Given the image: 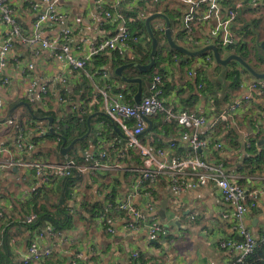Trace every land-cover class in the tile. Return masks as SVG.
<instances>
[{
	"label": "built area",
	"instance_id": "built-area-1",
	"mask_svg": "<svg viewBox=\"0 0 264 264\" xmlns=\"http://www.w3.org/2000/svg\"><path fill=\"white\" fill-rule=\"evenodd\" d=\"M46 4L44 12L34 23L31 36L23 35L20 22L15 17V9L8 0H0V21L10 27L0 45V80L2 85L10 83L7 68L10 63L11 53L14 51L16 40L25 41L34 49V55H39L41 48L49 49L53 56L66 62L72 69L84 70L92 63L94 58L105 52H117L122 57L127 56L128 49L135 48L136 44H143L144 37L138 31H132L125 17L120 13H114L105 6L106 0H96L101 17H105L111 23L123 22L124 26L108 36L90 41L88 44L73 47V30L70 27L62 29L54 38L44 37L43 28L62 20L66 14L58 9L61 0H41ZM160 2L161 0H154ZM115 5H120L122 0H112ZM182 13L183 30L185 39L196 45L218 44L222 47L236 48L241 42L240 18L248 7H256L264 0H173ZM34 7L40 5L39 0H33ZM131 11H137L138 5L133 3ZM143 12L137 13L142 14ZM146 19L147 14L141 15ZM155 29L166 31L165 21L155 23ZM213 53L204 58L207 65L213 61ZM28 69H34L30 63ZM194 74L193 71L189 72ZM97 75L103 77L105 83L99 88L102 96L107 120H102L107 125L97 128V144L93 143V150L87 156V162L74 158H66L63 162H51L27 156V153L35 150L34 140H26L22 130L15 139L16 149H11L5 141L0 142V172L15 168H27L34 172L42 185H47L62 178H70L74 173L83 175L100 172H115L116 177L123 171L128 175V187L124 195H116L115 192L107 194V201L94 214V220L103 229L115 233L112 225L115 217H121L124 228L129 232L146 230L148 239L157 241L165 233V226L155 209L153 196L160 180L166 181L169 188L178 193L215 185L225 202L231 203L232 209L227 210L225 217L231 219L230 237L220 240V247L233 254L231 264H245L246 258L252 254L258 244V239L252 229L246 224V214L249 209L257 206L264 196V185L252 191L247 190L242 179L264 183V173L261 175H241L227 168L223 160L209 161L205 158L206 152L213 150L222 152L224 142L216 137L219 126L235 129L242 135V142L246 149L255 146L258 151L263 149L258 142L261 132L258 123L253 129L246 131L241 128L242 112L253 101L255 95L264 92V78L244 80L240 84L241 94L232 102L223 106L219 112L206 115L183 107L166 108L167 101L164 96V76L154 74L149 82L148 93L142 94L139 103L131 101L124 88L112 92L114 84L110 78V72L106 68L97 70ZM65 82V79H63ZM202 84L198 85L201 88ZM35 94V95H34ZM48 94V85L37 80H31L25 96L29 99L41 100ZM60 101H65L61 89L58 91ZM73 109L83 120L86 111L74 102ZM161 113L165 114L167 123L176 122L181 131L177 138L165 139L161 145L155 139H145L143 134L149 127L152 117ZM6 114L3 98L0 96V120ZM10 124L14 120H9ZM116 127L121 133L109 137L112 129ZM35 138H45L50 132L49 124L39 123L35 126ZM109 132L108 138L106 137ZM160 136L157 142H162ZM179 143L185 146V150H179ZM95 145V146H94ZM204 151H206L204 153ZM139 157V162L138 158ZM120 182V181H119ZM79 183L70 186L71 196L75 198ZM115 189V188H114ZM37 192V193H36ZM35 192V195L39 193ZM34 195V196H35ZM142 198L141 205L134 199ZM4 213L0 208V218ZM37 214L32 212L24 217L27 223H32ZM66 231H58L53 225H48L39 233L40 238L48 237L51 240L60 239L64 243L67 238ZM264 233V230H263ZM238 235L242 240L235 238ZM13 242H16L13 240ZM1 245V241H0ZM54 248L43 245L38 237L29 240L22 257V264H48ZM140 257L139 251L133 252V258Z\"/></svg>",
	"mask_w": 264,
	"mask_h": 264
},
{
	"label": "crops",
	"instance_id": "crops-1",
	"mask_svg": "<svg viewBox=\"0 0 264 264\" xmlns=\"http://www.w3.org/2000/svg\"><path fill=\"white\" fill-rule=\"evenodd\" d=\"M32 1L8 0L15 9V17L22 25L23 35L26 37L31 36L35 21L46 8V4L41 0H39L40 5L38 7H34ZM111 1L106 0L105 6L114 13L123 15L127 25L134 19L133 17L142 18L141 15H148L151 11L148 4L149 0H122L120 5H115ZM165 2L166 0L160 1L158 11L163 12ZM133 3L138 5L137 11L130 10ZM168 8L173 10L175 4L171 5L169 3ZM58 9L66 16L62 20H58L57 24L45 25L43 35L44 37L54 38L62 29L70 27L73 30L74 49H76V45L84 46L90 41L116 33L124 26L123 22L111 23L105 17H101L96 0H61ZM140 12L143 13L137 14ZM9 30L10 27L0 21V44ZM142 35L144 37L143 44L146 45L147 39L143 33ZM135 50L136 48L128 49L126 57L133 58ZM233 53L231 52V54ZM34 54V49L28 43L21 40L15 41L14 51L10 55L11 59L7 68L10 83L2 85L0 80V96L3 98L6 111L10 108L11 112H15V115L11 118H5L4 115L0 120V142L5 141L11 149L15 150V139L19 135V131L22 130L26 140L31 139L36 143L35 150L27 153V156L51 162H63V160L59 161L57 159L54 147H52L54 139L51 140L48 136L42 139L35 138V126L39 123L48 124V119L45 117L49 115L35 117V119L29 118L23 108V106H27L25 103L28 104L27 107L31 112L36 109L42 112L50 111L55 114L57 120L66 115L69 107L73 109L72 102L83 108L86 114L105 112L103 100H101V103H97L99 88L105 83L103 77L97 75V70L101 68L109 70L110 78L114 84L112 92L124 88L125 85L119 79L112 77L111 71L116 68L114 63L118 60L111 57L112 53L110 52L97 55L84 70L72 69L66 62L54 57L49 49L41 48L39 55L35 56ZM221 55L224 58L223 52ZM165 56L168 60L162 62L161 67L166 69L168 80L173 79L177 84L176 88L170 91L171 94L165 96V100L181 108L184 104L181 102L179 89L185 86V79L180 80V76L177 74L171 76L176 72L181 73L182 70L174 61L170 60L167 51ZM204 58L205 55L194 58L189 67H184L185 70L189 69L188 74L193 71L194 74H190V76L192 79L194 78V81L197 74L204 77L206 73H209L207 69L212 61L205 65ZM30 63L34 64L32 70L27 68ZM222 78V75H219L218 80H222ZM63 79H65V82ZM251 79L253 78H245L244 80ZM31 80H37L48 85V94L43 95L41 100L29 99L25 96ZM59 89L63 92L65 101H60L58 97ZM125 90H127V92L125 91L127 95L131 92L128 86L125 87ZM219 91L222 96L225 95V90L220 88ZM196 93L198 94V101L193 105L194 110L206 115L214 114L213 98H207L198 91ZM231 94L232 96L222 103V107L237 98L241 91L237 89ZM21 102L25 103L20 104ZM30 104L34 105L33 108ZM241 114L242 129L250 131L253 129L254 124H259L261 129L259 140L264 147V92L255 95L253 101ZM21 116L23 117V125L19 124ZM11 119L14 120L13 124L9 123ZM160 119L156 117L150 120V129L157 126ZM102 120L106 119L95 122L94 130L103 126L107 128ZM160 127L158 129L162 132ZM180 131V127L174 126L171 128L170 126L160 136L164 135V139L177 138ZM108 134L107 131V138ZM216 137L223 140L224 150L222 152L204 151V153L206 152L205 158L209 161L223 160L232 172L249 175L245 160L249 153L243 145L242 135L235 129L231 130L219 126ZM183 146L182 143H179L181 152L185 150V146ZM45 148L52 151L45 154L42 152ZM93 148V143H91L90 147L85 152L81 151L80 154L85 158L86 155L89 156ZM263 173L264 170L255 172L253 175L257 176ZM116 176L115 172L83 175L78 193L73 198L74 206L72 207L75 220L72 229L65 232L67 240L61 244L60 239L40 238V232L31 235L32 232L27 231L24 238H13L16 242L11 241L16 263L20 264L22 262L23 254L27 248L26 237H29V239L38 237L43 245H51L54 248L48 264H231L233 254L221 248L219 242L223 238L230 237L232 233L231 219L224 215L227 210L233 208V205L224 201L215 185L209 184L205 187L178 193L172 191L166 181L160 180L153 196V202H155V209L160 220L163 221L160 210L162 209V202L167 201L166 219L170 225V232L166 235L165 241L163 240L164 233L157 240L158 243L155 244L148 239L147 232L144 229L136 233L127 231L121 217L113 218L112 225L115 227L116 232L110 233L107 229L99 226L94 220V214L91 218L86 216L83 208L84 204L87 207H91L95 201L102 204L108 200L107 194L109 192L113 193L117 189H119V193L116 195L126 193L129 183H127L128 175L121 171L119 173L120 182ZM241 183L249 191L261 188L264 185L258 179L255 181L242 179ZM60 189V179L51 184L42 185L34 172L27 168H17V170L13 168L0 172V208L4 213L3 217L0 218V236L10 223L26 218L27 215L32 213L35 204L39 208L46 206L54 211L60 199ZM36 191L39 192L37 196L44 192L46 194V191H49L48 193L56 196V199L53 201L47 198L44 200L37 198ZM34 198H37L39 202L34 201ZM134 201L141 205L144 200L136 197ZM245 219L254 235L259 238L264 230V196L256 207L248 210ZM134 251L140 252L138 259L133 258Z\"/></svg>",
	"mask_w": 264,
	"mask_h": 264
},
{
	"label": "trees",
	"instance_id": "trees-1",
	"mask_svg": "<svg viewBox=\"0 0 264 264\" xmlns=\"http://www.w3.org/2000/svg\"><path fill=\"white\" fill-rule=\"evenodd\" d=\"M172 2V0H166L164 4V9L163 12L169 17L170 23H171V31H172V36L174 40L178 43L181 44V41L184 43L181 44L185 46L187 49L193 50L194 48H203L207 45H196L193 42L188 41L185 39V32L183 34V31H180V24L182 23V13L179 11L178 7L175 6L173 10H170L168 8L169 3ZM159 3L160 2H155L154 0H149V5L151 7L150 14L148 13L147 16L151 15L152 13H155L159 10ZM154 6V7H153ZM153 8V9H152ZM262 10L264 9V3H261L260 5H257L256 7H248L245 12L247 11H252L255 12L256 10ZM132 21L128 23V27L133 31L137 30L138 32H142L146 39V45L144 44H136L135 45V56L131 59L128 57H122L119 55L117 52H110L112 53L111 57L116 58L118 61L114 63V67L117 68L118 65H123L126 63L130 62H137V63H142L146 64L150 62V52L152 49V42L151 38L149 36V33L147 31V26L145 24V19L140 18V17H133ZM158 21H164L163 18H155L152 20L151 25L152 28L154 29V33L156 37L158 38V47L157 51L155 54V64L153 65L152 68H150L147 71H141L139 70L136 66L134 65H129L124 69V75L129 77V78H134V77H140L143 80V92L146 94L148 93V86L149 82L152 79L154 74H162L164 76V81H165V86H164V96L170 95L171 90L176 88L177 84L174 82V80H168L167 72L166 69L161 67V63L168 60V58H164L161 56V50L162 48L166 49L168 57L170 58L171 61H174L176 65H178L180 70H183L184 72V67L185 66H190L192 63V60L194 58L200 57V56H206L208 54H211V51H206L201 54L197 55H188L184 52H181L175 48H173L169 41L167 40V37L164 32H160L157 29H155V23ZM262 20L258 18H254L250 21H247L243 23L241 28L239 29V34H241V42L236 48L232 47H222L221 45H218V48L220 52L222 53V49H229L231 52H234L248 62V47H247V41L246 37L250 32H253L254 27L252 24L257 26ZM263 41V40H262ZM261 41V42H262ZM164 42V43H162ZM261 42L256 43L255 45V51L259 55V59L264 62V55L259 53V50H264L261 47ZM193 47V49H192ZM196 49V50H199ZM105 57V56H103ZM214 60V57H213ZM233 61V60H232ZM230 62L233 64L230 69L220 72L218 68L222 64H218L214 70L216 74H221V73H226L228 74V83L227 85H223L220 81V79L215 81V83L207 77V75H204V77H200L199 74H197L196 79L194 81V78L191 79L190 81H186L185 86L181 87L179 89L180 93V99L181 102L184 104L182 106L183 108H187L190 110H194V104L198 101V94L196 91L199 93H202L205 95L207 98L212 97L213 98V106L215 107V112H219L222 108V103L225 100H228L230 96H232L231 93H233L235 90L240 88V84L244 81L246 75H251V78H256L254 77L248 69H246L241 63L237 64L235 62ZM237 61V60H235ZM238 62V61H237ZM249 63V62H248ZM235 65H238V68L235 67ZM115 68V69H116ZM115 69H112V77L119 79L121 83H123L124 90L125 87L128 86L131 89V92L127 95L131 101H134V96L138 90V83L137 82H128L125 81L120 75L116 74ZM203 69V68H202ZM208 72V71H207ZM257 79V78H256ZM202 84L203 88H198L199 84ZM204 85V86H203ZM216 85H222V87L225 86V89L222 88L224 91V96H222V93L219 91V89H216ZM220 88V87H219ZM127 92V90H125ZM217 93V94H216ZM98 101L97 103H101L102 96L99 94L98 96ZM233 101V100H232ZM231 101V102H232ZM31 105V104H30ZM171 102L167 101L166 103V108L172 106ZM13 106V105H12ZM33 104L31 105V108H33ZM174 107L178 108L179 106L173 105ZM25 112L29 116V118L35 119V117H44L46 115H52L54 117V127L56 128V133H52L51 131L48 133L49 138H56L57 139V146L54 148V152L56 154V157L59 161H64L66 158H74L79 161L87 162V155L84 158L80 152L83 151L85 152L89 147L91 143H96L97 144V135L94 130V124L95 122L101 120V119H106L108 120V116L106 114H98L95 117L91 119L92 123V132L88 137L85 139L78 140L71 150L68 153V156L65 157L61 153V145L64 141V139L67 140L66 145L71 143L72 140H74L77 137H81L84 135L87 130H88V125H87V119L91 115V113L85 114L84 119L81 120L79 114L74 111L71 107H69L68 112L64 117L61 119L57 120L55 114L52 112H42L41 110H34L31 112L27 106H23ZM16 110V109H15ZM96 110V109H95ZM98 111V110H96ZM15 115V112H11L10 108L8 111H6L5 118H11ZM159 117L161 118L157 126L152 127V129L145 131L143 134L144 140L145 139H150L153 138L155 139L154 142L157 144L159 143L160 145L165 142L164 135L162 136V142H157V139L160 137L161 134L164 133L166 129H168L170 126L173 128L174 126H177L176 122L174 121L173 123H167L165 121V114L161 113L157 116L152 117L156 118ZM19 124L23 125V117L21 116V119L19 121ZM161 125V127H160ZM160 127L162 129V132H160ZM114 134H119L118 131L115 129H112V132L109 134V137L114 135ZM258 142L260 143V140L258 139ZM184 147V146H183ZM181 150V148H180ZM249 155H247V158L245 159L247 162V169H249V173H255L258 171L264 170V147L261 151H258L255 146H252L247 149ZM139 162V157L137 158ZM118 181L120 180V177H116ZM83 180V176L78 173H74L72 177L70 178H62L60 179V193H59V202L56 204V209L54 211L48 209L46 206L42 207H37V204H35L33 212L37 214V218L32 222V223H27L24 218L19 220V221H14L10 223L8 226L5 227V229L2 232V235L0 236V264H17L13 252H12V247H11V241L13 238L15 239H21L25 237V234L27 231L33 233H39L43 231L48 225H53L58 231H67L69 229H72L74 225V214H73V198L71 196V190L70 186L72 183H81ZM35 201V199H34ZM98 207H101V203L95 201L91 207H87L85 204L83 206L84 211H87L90 213V216L93 217V214L96 213V211L99 209ZM30 235V236H31ZM258 239V244L256 246L255 251L250 254L245 261V264H264V233L262 232L259 236ZM29 237H26V244L29 242ZM22 264V262L20 263Z\"/></svg>",
	"mask_w": 264,
	"mask_h": 264
},
{
	"label": "water",
	"instance_id": "water-1",
	"mask_svg": "<svg viewBox=\"0 0 264 264\" xmlns=\"http://www.w3.org/2000/svg\"><path fill=\"white\" fill-rule=\"evenodd\" d=\"M155 18H163L165 23H166V31H165V35L167 37V40L169 41L170 45L181 51V52H184L188 55H197V54H201L203 52H206V51H211L214 55V58L215 60L220 63V64H227L229 63L232 59H235L237 60L239 63H241L246 69H248L250 71V73L256 77V78H259V79H263L264 78V72H259L257 70H255L247 61H245L242 56L236 54V53H233L231 54L228 58L224 59L222 58V55H221V52L218 48L217 45L215 44H209L199 50H195V51H192V50H189L187 49L185 46L181 45V44H178L173 36H172V31H171V23H170V19L169 17L164 13V12H161V11H158V12H155V13H152L151 15H149L146 20H145V24L147 26V31L149 33V36L151 38V42H152V49H151V52H150V62L149 63H146V64H142V63H136V62H130V63H126V64H123V65H120L118 66L116 69H115V72L116 74L120 75L125 81H128V82H137L138 83V90L135 94V102L136 103H139L140 100H141V97H142V94H143V80L142 78L140 77H134V78H129L127 76L124 75V69L126 67H128L129 65H134L136 66L139 70L141 71H147L149 70L150 68L153 67V65L155 64V54H156V51H157V47H158V38L156 37L155 33H154V30L152 28V25H151V22L153 19ZM1 45V44H0ZM261 47L264 49V40L261 42ZM22 103H25V102H21L20 104ZM27 106L28 104L25 103ZM99 113L101 114H106L105 112H94L92 113L88 119H87V125H88V130L87 132L82 135L81 137H77L75 138L74 140L71 141V143H69L68 145H66L67 143V140L64 139L62 145H61V153L63 156L67 157L68 156V153L69 151L71 150V148L73 147V145L78 141V140H81V139H85L86 137H88L90 135V133L92 132V123H91V119L95 116V115H98ZM48 119V124L50 126V131L52 133H56V128L54 127L53 125V117L52 116H48V117H45ZM150 127L147 128V130H149ZM116 131H118L119 133L120 130L116 127ZM15 170H17V168H15ZM166 205H167V201H163L162 202V209L160 210V215L162 216V219H163V222H164V226H165V236L163 237V240L165 241L166 239V235L169 234L170 232V225L169 223L167 222V215H166ZM235 238L237 239H240L242 240L243 237L241 236H238V235H235L234 236ZM155 244L158 243V241H153Z\"/></svg>",
	"mask_w": 264,
	"mask_h": 264
},
{
	"label": "rangeland",
	"instance_id": "rangeland-1",
	"mask_svg": "<svg viewBox=\"0 0 264 264\" xmlns=\"http://www.w3.org/2000/svg\"><path fill=\"white\" fill-rule=\"evenodd\" d=\"M170 4L172 5V4H175V6H177V4L176 3H173V2H170ZM254 18H258V19H261L262 21L257 25V26H255L254 24H252V26L254 27V30H253V32H250L248 35H247V37H246V41H247V47H248V51H249V54H248V62H249V64L255 69V70H257V71H259V72H264V62L263 61H261V59H259V55L256 53V51H255V45H256V43H259V42H261L262 40H264V9H260V10H256L255 12H252V11H247V12H245V14L240 18V23H241V26L243 25V23H245V22H247V21H249V20H252V19H254ZM180 31H183V34H184V30H183V24L181 23L180 24V29H179ZM162 43H164V42H162ZM184 42L183 41H181V44H183ZM192 49H193V47H192ZM196 49H199V48H194L193 50H196ZM258 51H259V53H261L262 55H264V50L262 51V50H259V48H258ZM222 52H223V56H224V59H226V58H228L230 55H231V50H229V49H222ZM165 54H166V49H164V48H162V50H161V56L162 57H164V58H166V56H165ZM233 60V61H232ZM231 61L232 62H235V63H237V64H240L239 62H237V61H235V59H232ZM230 61V62H231ZM227 63V64H222L219 68H218V70H219V73L220 72H224V71H226V70H228V69H230L231 68V66L233 65V64H231V63ZM218 64H220V63H218L216 60H215V58H214V60L209 64V67H208V69H207V71H209V73H206L205 75H207V77H209L214 83H215V81H217V79L219 78V75H222V80L220 81L223 85H227V83H228V74H227V72L226 73H221V74H216V72H214V70H215V68H216V66L218 65ZM235 67H237L238 68V65H235ZM183 71V70H182ZM181 71V73L179 72H176V73H173L171 76H174V74H177V75H179L180 77H179V79L180 80H183V79H185V83H186V81H187V79H188V81H190L191 80V76H190V74H188V71H189V69H187V70H185L184 72H182ZM218 77V78H217ZM251 77V75H246L245 76V78H250ZM204 86V85H203ZM224 88L225 89V86L224 87H222V85L220 86V85H216V89L218 88L219 90H220V88ZM217 94V93H216ZM51 140H53V138L51 139ZM57 139L56 138H54V145L52 146V147H56L57 146ZM50 151H52V150H48V148H45L42 152L43 153H48V152H50ZM227 168H228V166H227ZM88 185V184H87ZM49 191H46V194H45V192L43 193V194H39L38 196H37V198H40V199H42V200H44V199H48V200H55L56 199V196H54V195H51V194H49L48 193ZM45 194V195H44ZM43 195H44V198H43ZM47 196V197H46ZM37 198H34L37 202H39L38 201V199ZM86 212V216H90V213L89 212H87V211H85ZM90 218H91V216H90ZM89 218V219H90ZM16 219H18V218H16Z\"/></svg>",
	"mask_w": 264,
	"mask_h": 264
}]
</instances>
